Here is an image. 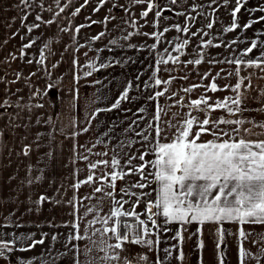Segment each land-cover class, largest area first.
I'll list each match as a JSON object with an SVG mask.
<instances>
[{"label":"crops","instance_id":"crops-1","mask_svg":"<svg viewBox=\"0 0 264 264\" xmlns=\"http://www.w3.org/2000/svg\"><path fill=\"white\" fill-rule=\"evenodd\" d=\"M158 1L160 0L152 1V11L154 12L160 11L159 6H157ZM166 1L168 2V0ZM41 2H43L45 8L51 6L54 11H58L55 0H34L33 8L28 10L30 11L28 19L22 25L21 17L24 15L25 9L22 6L18 7L20 0H0V80L16 81V74H22V78L15 83L0 82V103L4 99L17 101L18 97H24L22 103H31L33 105L37 103L44 104L43 108H33L31 113H21V119L15 123L16 125L27 124V128L14 126L9 123V117L19 112L17 107L0 108V130L4 132L3 137L0 138V225L6 224L8 220L12 222L7 227H0V233H15L17 236L34 233L33 238L36 240L42 238V233H47L48 236L45 238L44 244H38L30 251L14 252L7 261L0 258V264H16L17 259H29L32 257L43 259L47 264H76L77 259L82 262L85 260L83 250L85 245L89 244V241L87 239L70 240V234L74 230L71 226H65L66 222L74 219L71 214L72 207L65 202L59 204L45 202L37 211L35 210V206L28 200L29 196L32 200H35L41 194L61 201H67L73 196L71 185L76 182V179H85L88 174V169L86 168L87 162L76 157L73 151L74 144L77 145L76 152H83L84 150L79 145L86 144L88 147H92L97 138L101 136V133L112 127L113 131L110 133L111 140L109 141L108 137H102L105 143L96 144L93 152L108 151L109 156H111V149L115 147L119 140L131 139L136 142L131 147L126 148L125 151L129 155L138 156L143 151L141 148V143H143L141 138L135 136L133 132L124 133V129L128 127L133 119H137L138 116L145 117L144 120L138 122L139 127L133 125L135 130L139 132L149 122L157 104L169 107L171 112L183 114L189 111L187 107L188 103L191 100L198 99L201 95L211 97L212 100H222L226 96L234 95L227 90L216 92L205 90L204 86L209 85L212 82V77H215L217 73H220V76L216 78V83L220 88H223L225 84L235 85L238 82L235 76L227 77L228 72L236 69V67H232L231 63H210V61H202L198 65L187 63L189 60L194 61L200 58L198 55H195L192 58L184 57L183 60L179 59L177 63L169 60L167 64L159 65L161 71L156 73V77L162 80H168L172 77H175V79L170 85H160L146 89L144 87L145 83L154 85V80L150 79V77L155 72L156 60L159 58L154 56L152 58L154 64L149 68L148 64L144 63L148 56L145 53L154 52V54H158L159 52L168 55V53L175 51L176 44H180V42H174L172 37L169 36H166L163 40V37L160 36L161 39L159 37L158 41L157 37L150 35L151 32H149V35L143 36L142 30L144 28H142L141 13L147 10L149 5L144 6L142 3L136 4L132 0H124L122 4L123 8H114V4H110L109 0L103 6H100V0H89V3L77 15L73 16L72 13L80 5L84 4V0H72L70 6L58 17H55L53 24H41L39 29H34L32 33H28L26 25L39 23L35 21L37 14H40L44 20L53 18V12L44 11L37 6ZM67 2L68 0H60L61 6ZM166 6L164 8L170 10ZM97 7H99L98 12L94 11ZM110 9L111 11H109ZM126 12L133 14V23L135 24L132 32L127 30V32L130 31L128 34L134 33L127 40L123 39L124 35H121V37L115 35L103 37V39L97 41L90 40L93 37L92 32L94 31V27L95 30L101 27L102 30L109 29L114 34V29H126L128 26H124L119 22L120 19L123 20L125 18ZM105 14L109 17L114 16L115 19H111L106 26L100 23H91L93 20L98 22L103 21ZM136 14H138V18H136ZM81 24L91 25V27L82 28L79 33H75L74 29ZM61 28H69L70 30L68 32H61ZM164 29H162V33ZM116 32L118 33V31ZM155 32L158 33V31ZM14 33L16 34L14 35ZM32 39H36V43L31 48L25 49L26 55L20 58L19 49ZM112 39H117L119 44H110ZM143 39H146L147 44H144ZM49 40L52 41V44L50 45V49L45 50V54L48 55L49 52L51 54L48 55L45 66L48 72L51 73L50 76L35 62L32 64L28 63V60L33 59V57L39 58L40 49ZM153 44L157 45L155 49L150 47ZM80 45H84V47H80ZM129 45H135L136 47L131 48ZM99 49H103V51H98ZM165 49H167V52L164 51ZM182 49L188 54L186 48ZM127 50H131L132 52L128 53L126 52ZM84 53H87V56ZM11 55H15L16 59H10ZM74 59L78 61L75 65L73 64ZM163 59H168V56L163 57ZM102 63L107 64L108 67L101 68L100 65ZM53 64H57L58 66L52 68ZM89 64L94 65L96 70L93 71L92 68L88 67ZM147 67L149 71L145 70ZM222 69L224 71H221ZM88 71H92L91 76L84 75ZM33 72H36V75L31 76L30 81L25 79ZM205 73L209 75L205 77ZM240 75L250 76L251 85H254L251 88L241 87L245 89L243 91L248 96V99L242 105V107L249 109V111L244 112V117L255 119L256 121H264L263 113L254 112L253 108L255 106H252L255 103L258 104L264 98L261 96V93L264 92V73L242 71ZM75 76L80 77L78 82L74 79ZM260 76L262 81L259 80ZM184 77L187 78L185 79ZM50 82L56 83V87L49 89L48 95L29 100L33 91L36 89L44 90ZM29 83L31 87L28 86ZM129 83H131L132 87L129 90V99L127 101H122L118 109L100 112L96 114L95 119H91L96 109L110 108ZM248 83L249 80L244 81V85ZM257 83L258 87L256 86ZM193 84L201 85V87L194 89L190 93H184L183 89L189 88ZM165 87L169 88V92L165 93L164 96L153 100L147 99L149 95L154 96L156 91H162ZM253 87L255 91H253ZM73 88L79 90V96L74 102L73 110L69 112L67 104L72 100L69 90ZM171 93H176V95L171 96ZM181 98H183L182 103L177 104L176 101L181 100ZM140 107L146 108V113H137V109ZM128 109H131V111H127ZM134 113H136L135 116L133 115ZM193 114L195 115L196 113L193 112ZM222 114V110H216L212 113L214 117ZM29 115L31 116L30 121L28 120ZM37 117L41 118V121L51 118L57 130L62 126L69 125L70 121L74 120L75 124L72 127H65L66 135L57 131L55 139L51 143H49L48 138L45 136L41 140L39 149H37L35 147L37 132H47L49 127L43 123L37 124ZM200 118L203 119L202 114ZM88 120H91L89 132L77 136L73 140L72 132L79 131L80 128L88 126ZM152 135L154 136L155 134L152 133ZM201 139L208 140L212 139V137L204 135ZM25 144L33 145L32 151L28 156L22 154V147ZM48 152H51L52 155L47 156ZM154 158V154L151 153L146 156L147 160ZM90 159L96 160L98 157L93 155ZM121 163L123 164L124 161L122 160ZM139 163L138 159L133 161L134 165H139ZM29 165L33 168V171L30 173L27 171ZM77 168L82 169V171L74 177L73 172ZM40 169H43L42 180L31 186L23 183L27 176L38 175ZM151 172H155V169L149 166L146 169V173ZM138 179L139 175L133 174L126 176L123 181H117V193H119L121 188L127 187ZM148 180L152 181V177L149 176ZM92 187V185H82L76 195L79 198L90 196L92 194ZM156 187L155 182H151L149 187L145 189H133L138 194L141 192L148 193L136 209L138 212H144L147 200L154 201L156 199V192L153 190ZM57 189H60V191L57 192ZM124 198L129 199L128 197ZM116 199H120V194L116 196ZM132 199H135V197ZM95 203V197L83 200L85 206H91ZM124 207L125 209H129L130 205L125 204ZM30 208L33 210L30 211ZM83 210L81 207L80 212L82 213ZM106 211L107 209H105ZM153 211H156V209L154 208ZM92 218V214H89L84 222L81 223V234L88 227L87 220H91ZM141 218L146 219L145 216H141ZM155 219L157 224L162 225L159 232L160 243L158 248L154 245L152 250H149L148 247L143 245L126 244L125 248L127 251L124 255L129 253L147 254L149 259L145 264H156L157 259L162 261L163 264H181L177 259L179 250L172 247L177 244V241L172 237L175 236L179 225L176 223L164 225V218L162 216H157ZM17 222L21 225L20 227L15 226ZM50 225H55V227ZM96 227H101V225H96ZM149 227H151L150 223ZM163 227H167L170 231H163ZM224 227L228 231L235 233L239 226L233 223H226ZM185 228L187 229L183 233L185 259L182 264H197L200 254L196 251L197 237L192 235L196 232L197 224H188L185 225ZM244 228L245 231L264 232V225L245 224ZM53 234L57 235L56 241H53L51 238ZM151 238L154 241L156 240L155 230ZM215 239V225H204V264H216ZM109 242L114 243L115 241L110 240ZM226 244L227 260L225 264H238L235 235H227L226 233ZM74 245L79 246V252ZM21 246H26V244H17V247ZM245 247L251 248L250 241L245 242ZM164 249H172L170 257H166ZM94 254L104 255L103 252H96ZM40 259L35 264H40Z\"/></svg>","mask_w":264,"mask_h":264},{"label":"snow or ice","instance_id":"snow-or-ice-1","mask_svg":"<svg viewBox=\"0 0 264 264\" xmlns=\"http://www.w3.org/2000/svg\"><path fill=\"white\" fill-rule=\"evenodd\" d=\"M107 0H100V6H103ZM133 3H144L145 0H132ZM177 0H172V3H176ZM215 3V0H213ZM228 0H225L227 4ZM34 0H20V5L25 9L24 15L21 17L23 25L24 21H27L28 15L33 8ZM58 11H54L51 6L44 7L41 2L38 7L44 11L53 12V18L44 20L40 14L35 16V21L39 23H32L26 25L27 32L32 33L34 29H39L41 24L51 25L55 21V17H58L70 6L72 0H68L63 6L60 4V0H55ZM89 3V0H84V4L76 8L72 13L73 16L77 15L82 8ZM113 7H121L123 5H113ZM244 4L241 0H237V6L234 8L231 15L233 16V23L231 27L226 28L224 31L231 32L234 29L240 27L236 22V14L241 11ZM153 9V5L150 3L147 10L141 13L142 17H147L149 12ZM99 11V7L94 9ZM111 11V9L109 10ZM127 11V9H125ZM251 12H264V5L257 8L250 9ZM157 17L161 15V12L156 13ZM182 15V13H178ZM15 19V18H13ZM90 19V18H89ZM115 17L105 16L103 21L93 20L91 23H101L107 25V23ZM264 22V15H261L256 20H249L243 25L245 29L251 28L253 24ZM135 27V24L133 23ZM213 24L208 23L207 27L212 28ZM91 27V25L81 24L74 29L75 33H79L82 28ZM177 31H183L187 33L189 29L187 27L181 29L180 25H174ZM69 28H61V32H68ZM169 31L168 28L164 29V32ZM16 33H14L15 35ZM105 32L101 31L96 36L90 38L91 41L100 40L105 36ZM134 33H129L124 36L123 39L127 40L129 36ZM143 35H149V33H143ZM150 35L159 37L163 33L153 32ZM196 35V33H192ZM23 39V37H22ZM75 39V37H73ZM36 43V39H32L29 43L22 45L19 49L20 58L26 55L25 49L31 48ZM189 43L188 40H184L183 43L176 44L174 50L180 51ZM235 43V41H233ZM264 43V42H261ZM52 41L49 40L40 49L39 58L29 59L28 63L35 62L38 66L50 76L45 66V61L48 59V55L45 54V50L50 49ZM112 45H118L117 39L110 41ZM212 45V41L209 40L204 44V47ZM156 44L151 45L152 49L156 48ZM219 47L220 45H215ZM84 47V45H80ZM129 47H136L135 45H129ZM259 47L257 40H252L250 47L244 50L242 57L235 60H228V63L236 65H246L248 67L260 68L264 72V49L260 50L259 56L255 59H248L245 61L243 56H247L254 49ZM78 51V49H77ZM98 51H103L99 49ZM167 52V49L164 50ZM87 56V53H84ZM10 59H16L15 55H11ZM203 56L193 60H189V64H200ZM171 60L173 63H177L179 57L168 56V59L163 57L156 60V68L153 76L150 79L154 80V85L145 83L144 87L170 85L175 77L168 80H162L156 77V73L160 72L159 65L167 64ZM7 62V61H6ZM218 61H210V63H217ZM77 60H73V64H77ZM58 65L53 64L52 68H56ZM88 67L95 71V66L89 64ZM101 68L108 67L107 64H101ZM221 71H224L223 69ZM36 72H33L29 77L25 78L30 81L31 76H35ZM85 76H91L92 71L84 73ZM209 74L205 73L207 77ZM220 76L217 73L215 77H212V82L209 85L204 86L206 91H230L234 95L226 96L222 100H212L211 97L201 95L198 99L191 100L187 107L189 111L187 113H174L170 108L164 105L157 104L154 113L152 114L149 122L145 128L137 132L133 125L139 127V121L145 119L144 116H138L137 119H133L127 128L124 129V133L133 132L135 136L140 137L141 148L143 151L138 156L129 155L125 149L131 147L133 141L131 139H121L117 142L115 147L111 149V156L108 151L93 152V148L96 144H104L102 137H108L111 140L110 133L113 131L112 127L97 138L95 144L92 147L88 145H79L83 152H76L77 145H73V151L76 157L82 161L87 162L86 168L88 174L83 180L76 179V182L71 185L73 189V196L67 201H61L53 197L41 194L37 199L32 200L28 197V200L35 206V210H39L45 202L53 204H59L61 202L67 203L72 207L73 220L66 222L65 226H71L73 233L70 234V240H85L89 241V244L84 247L85 260L82 262L77 259L76 264H145L149 257L147 254L129 253L124 255L127 251L126 244H132L136 246H146L149 250H152L155 245L159 246V232L162 225L157 224L155 217L162 216L164 218V225L176 223L179 225L176 234L172 237L177 241V244L173 245V249H178L179 254L177 256L178 261L183 262L185 259L183 251V233L187 230L185 225L195 223L197 224L196 232L192 235L197 237L196 251L199 252V258L197 264H204L203 252H204V240H203V227L206 224L215 225V251H216V264H225L227 260V235H235L237 241V257L238 264H264V232L245 231V224L252 225H264V121H256L255 119H249L244 117V112L249 109L242 107L244 102L248 99L245 92H241V87L244 85L245 80H249L245 88H251L250 76H241L240 68L237 67L234 71L227 73V77L235 76L238 82L235 85L225 84L223 88H220L216 83V78ZM224 77V78H227ZM22 78L21 73L16 74V81ZM185 79L187 77H184ZM62 79V78H61ZM74 79L78 82L80 77L75 76ZM139 79V77H137ZM16 81H2L5 83H15ZM31 87V84L28 85ZM56 87V83H48L44 90L36 89L32 92L29 100L48 95V90ZM132 85L129 83L125 90L121 93L120 97L107 109H96L91 119L96 118V114L104 111H112L118 109L122 101L129 99V90ZM201 87V85L193 84L189 88H184V93H190L194 89ZM19 91V89H17ZM169 92V88L165 87L162 91H156L154 96L149 95L148 100L157 99ZM69 94L72 96L67 104V110L71 112L74 107V102L78 99L79 90L70 89ZM176 93H171V96H175ZM264 97V92L261 93ZM135 99V98H133ZM182 99L176 101L177 104L182 103ZM24 97H18L17 101H10L4 99L0 103V108L15 106L19 109L18 113L9 117V123L14 126L27 128V124L16 125V121L21 119V113H31L33 108H43L44 104L37 103H22ZM211 101V103H210ZM216 110H222V115L213 116ZM127 111H131L128 109ZM147 109L140 107L137 109V113H146ZM255 111L264 113V105ZM193 112L196 114L194 115ZM171 113V114H170ZM201 114L203 119L200 118ZM134 116L136 113L133 114ZM227 117V118H226ZM87 119V118H86ZM28 120H31L29 115ZM37 124L43 123L48 127L47 132H37L35 137V147L39 149L42 138L45 136L51 143L56 136L57 131L61 134H65V127H72L75 121H70L69 125L62 126L57 130L55 123L51 118L44 119L37 117ZM118 126V125H117ZM91 127V120H88V126L82 127L79 131L72 132V139L75 140L77 136L89 132ZM152 133L155 135L153 136ZM169 134L171 138L169 139ZM4 135L3 130H0V138ZM204 135L211 136L212 139L202 140ZM145 145H147L145 147ZM107 147V145H105ZM32 144H25L22 147V154L28 156L32 151ZM154 154L155 158L147 160L146 156ZM52 153L48 152L47 156H51ZM96 156L98 159L91 160V156ZM139 160V165H134V160ZM124 161L122 164L121 161ZM151 166L155 169V172L146 173V169ZM27 171L30 173L33 171L31 165L28 166ZM82 169H75L73 176L76 177L77 173ZM138 174L139 179L134 183H131L125 188H121L117 193V181H123L126 176ZM152 177V181L148 180V177ZM43 179V169L39 170V174L35 176H27L24 184L31 186L36 182ZM151 182H155L157 187L153 189L156 192V199L154 201L147 200L145 203L144 212H138L136 209L139 207L141 200L145 198L148 193H137L133 189H145L149 187ZM82 185H92V194L87 197L79 198L76 193L79 191ZM60 189H57L59 192ZM99 194V195H96ZM120 194V199H116V196ZM95 197L96 203L91 206H85L83 200L92 199ZM128 197L129 199H125ZM135 197V199H132ZM129 204V209H125L124 205ZM83 208V212H80V208ZM156 211H153V209ZM105 209L107 211L105 212ZM30 211L33 209H29ZM92 214L93 218L87 220V229L81 234V223L85 218ZM141 216H145L146 219H142ZM12 222L8 220L6 224L0 225V227H7ZM149 223L151 227H149ZM226 223L237 224L239 227L235 233H232L225 229ZM101 225V227H96ZM16 227L21 225L17 222ZM55 227V225H50ZM155 230L156 240L151 237ZM163 231H170L167 227H163ZM34 233L30 235L17 236L15 233H0V258L9 260L14 252H26L36 247V245H42L47 238V233H42V238L39 240L34 239ZM52 240H57V235H52ZM191 238V237H189ZM110 240H114V243H110ZM250 241L251 248L245 247V242ZM17 244L26 246L17 247ZM79 252V246L74 245ZM253 249H255L253 251ZM96 252H103L104 255H96ZM166 257H170L172 249H164ZM43 255V254H41ZM40 259L38 257H32L29 259H17L16 264H35ZM40 264H47L43 259H40ZM156 264H163L162 261L157 259Z\"/></svg>","mask_w":264,"mask_h":264},{"label":"rangeland","instance_id":"rangeland-1","mask_svg":"<svg viewBox=\"0 0 264 264\" xmlns=\"http://www.w3.org/2000/svg\"><path fill=\"white\" fill-rule=\"evenodd\" d=\"M152 1L153 0H145L142 5L145 6L149 5L150 3L152 4ZM123 2L124 0H109L110 4L115 5H122ZM241 2L244 4V7L241 8V11L237 13L235 17V20L240 25V27L234 29L231 32H226L224 30L228 27H231L233 23L234 18L231 13L237 6V0H228L227 4H225V0H215V3L213 2V0H177L176 3H172V0H168V2L166 0L158 1L157 6H159L160 8L159 12H161V15L157 17V12L152 11L149 12V15L147 17L141 16L143 24L142 28H144L142 32L152 33V31H158V33H162L163 28H169V31L166 32V35L165 32H163V35L161 36L163 37L162 40L165 39L166 36L172 37L174 42L183 43L184 40H188L189 43L184 47V49L186 48L188 50V54H186L183 49H180V51L168 53V55L159 52L158 54H154V52H147L145 53V55L148 56L146 57L147 59L144 63L148 64L150 68L151 65L154 64V61L152 60L154 56L161 58L169 55L173 57H179V59L181 60H183L184 57L192 58L195 55H198L199 57L203 56L202 61L213 60L218 62H227L228 60L241 58L244 50L250 47V43L254 39L257 40L259 47L257 49H254L247 56H243V59L245 61L250 58L255 59L257 56H259L260 50L264 49V43H261L264 42V22L253 24L252 27L248 29H245L243 25L250 19L256 20L259 16L264 15V12L249 11L250 9L264 5V0H241ZM164 6H166L167 8L169 7L170 10L165 9ZM178 13H182V15H178ZM137 15L138 14H136V18H138ZM133 20V14L127 13L125 14V18L123 20L120 19L119 21L122 25L128 26L126 29H114V34L109 29L102 30L101 27L95 30L94 27V31L92 32V34L93 36H96L98 34V31L99 33L101 31H104L106 34L103 37H112L114 35L118 37H121V35L126 36L128 35V32H132L134 29ZM208 23L213 24L212 28L207 27ZM177 24L180 25L181 29L187 27L189 31L187 33L183 31H177L176 28L173 27ZM127 30L130 31L127 32ZM116 31H118V33ZM192 33H196V35H192ZM103 37H101V39H103ZM143 40L144 44H147L146 39ZM209 40L212 41V45L209 47H204V44ZM233 41H235V43H233ZM215 45L220 46L216 47ZM126 52L130 53L132 51L127 50ZM232 67H239L240 72L255 71L256 73H262L260 68L248 67L246 65L232 64ZM149 68L147 67L145 70L149 71ZM259 80L262 81L261 76L259 77ZM256 86L258 87V83ZM243 90L245 89L241 88V92H244ZM253 91H255L254 87ZM256 104L257 103L252 105L255 106L253 108L254 112H256V109L264 105V98L261 100V102L258 103L259 105ZM262 115H264V113Z\"/></svg>","mask_w":264,"mask_h":264}]
</instances>
